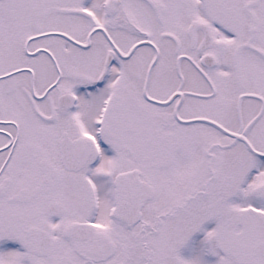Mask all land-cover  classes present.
<instances>
[{"label": "snow or ice", "instance_id": "1", "mask_svg": "<svg viewBox=\"0 0 264 264\" xmlns=\"http://www.w3.org/2000/svg\"><path fill=\"white\" fill-rule=\"evenodd\" d=\"M209 254L264 264V0H0V264Z\"/></svg>", "mask_w": 264, "mask_h": 264}, {"label": "rangeland", "instance_id": "2", "mask_svg": "<svg viewBox=\"0 0 264 264\" xmlns=\"http://www.w3.org/2000/svg\"><path fill=\"white\" fill-rule=\"evenodd\" d=\"M210 225H211V227H213L214 222H211ZM200 241H202V237H201L200 233L195 234L193 237V242L187 248H185L183 250V254L188 256V255L194 254L195 252H198L200 247H201ZM204 259L206 261H209L210 264H214L216 257H213L209 254V255H205Z\"/></svg>", "mask_w": 264, "mask_h": 264}]
</instances>
